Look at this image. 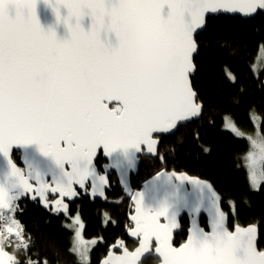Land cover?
I'll return each mask as SVG.
<instances>
[{"label":"snow or ice","instance_id":"obj_1","mask_svg":"<svg viewBox=\"0 0 264 264\" xmlns=\"http://www.w3.org/2000/svg\"><path fill=\"white\" fill-rule=\"evenodd\" d=\"M41 4L53 16L47 26L38 16ZM258 10L264 0H0V264H38L4 247L15 242L27 256L32 245L16 219L21 199L31 194L48 208L47 193H58L53 210L67 213L63 198H75L77 185L104 197L110 182L97 168L99 150L109 160L105 171L114 168L122 177L141 156L163 160L154 134L202 115L191 79L199 31L212 16L250 17ZM227 128L246 136L234 122ZM255 135L246 136L253 151L244 159L250 187L258 191L264 185L259 126ZM31 147L35 153L27 151ZM15 149L23 167L13 158ZM132 199L129 234L139 246L130 252L118 241L113 247L122 253L110 249L102 264H142L153 254V241L160 264H264L257 227L230 230L221 198L207 181L161 172ZM202 212L211 231L197 223ZM183 213L192 227L176 247L173 231ZM68 227L75 228L71 251L78 264H89L79 215Z\"/></svg>","mask_w":264,"mask_h":264},{"label":"trees","instance_id":"obj_2","mask_svg":"<svg viewBox=\"0 0 264 264\" xmlns=\"http://www.w3.org/2000/svg\"><path fill=\"white\" fill-rule=\"evenodd\" d=\"M196 39L199 54L194 57L196 71L191 79L203 104L202 115L179 127L173 135L159 137L158 154L164 159L141 158L129 184L138 190L142 182L162 170L183 172L207 181L221 198L229 228L237 224L255 225L259 246L264 248V185L258 191L250 187L241 160L249 149L247 140L222 129L223 116H229L239 130L253 135L254 115L264 135V52L259 56L260 68L256 73L253 71L264 46V10L250 20L209 18ZM231 77H235L234 82ZM13 158L19 165V154L14 152ZM102 162L101 157L96 161L98 170ZM109 180L105 203L81 195L68 206L69 214L78 211L80 215L83 238L98 241L89 251V264H101L108 248L117 241H123L128 250L135 247L125 235L128 200L123 197L115 176L111 175ZM19 209L16 219L23 225L25 235L30 236L32 245L27 256L23 250L17 251V259L24 261L30 257L38 264L45 260L48 264H78L71 253L72 233L64 225V212L57 213L51 207L41 209L36 201L28 199L19 202ZM200 225L205 228L203 217ZM186 229L187 220L182 218L175 246L184 241ZM142 264L157 261L149 257Z\"/></svg>","mask_w":264,"mask_h":264},{"label":"water","instance_id":"obj_3","mask_svg":"<svg viewBox=\"0 0 264 264\" xmlns=\"http://www.w3.org/2000/svg\"><path fill=\"white\" fill-rule=\"evenodd\" d=\"M262 11H263V10H258V12H257L256 14H254V15H252V16H250V17H245V16H243V15H241V14H234V15H224V14H222V15H217V16H225V17H228V18H240V19H243V20H250V19L255 18V17H256L259 13H261ZM38 16H39V18H40V20H41V23H42L43 25H45V26H47V25H49V24H51V23L53 22V16H52L51 11H50L49 9L45 8L43 4H41V5L38 7ZM213 17H215V16H212V17H210V18H213ZM202 31H203V30L199 31V34H200ZM199 34H198V35H199ZM198 35H197V36H198ZM197 36H196V37H197ZM195 56H196V55H195ZM195 56H194V57H195ZM198 119H199V118H198ZM198 119H195V120H198ZM181 126H185V125H178V127H177L176 129L172 130L170 133H167V134H154V138L158 139L157 152H158V148H159V146H160V139H159V137L171 136V135H173V134L176 132V130H177L179 127H181ZM27 151H28V152H31V153H35V148H34V147L28 148ZM14 152L19 154V165H18V166L23 167V163H22V153H21L20 149H15ZM14 152H13V153H14ZM100 157H101L102 160L105 161V163L101 166V170H100V171H101V174H106V175L108 176V179L111 177V175H114L115 178H116V181H117V183H118V186H119V188H120V190H121V192H122L123 197H124L126 200L129 201L130 207H129V213H128L127 217H126L127 229H126L125 235H126L127 239H128L131 243H133V244L135 245L134 249L129 250V251H130V252H131V251H134V250L139 246V241H138L137 238L132 237V236L129 234V226L134 227V222L131 220V216H132V215H135V201L132 199V196H133L136 192H139V191L144 190V186H145V184H146L147 182L153 180V178H154L155 176H157L159 173H161V172H168V173H171V172H175V171H166V170H162V171L158 172L157 174H155V175H154L152 178H150L149 180L145 181V182L141 185V187H140L138 190H133V189L131 188L130 184H129V180H130V177H131V176H134V175L137 173V168H138V165H139V163H140L141 158H154V157H152V156H148V155L141 156V158H140V160H139V162H138L137 168H136L134 171L129 172V173L127 174L126 177H122L121 174L119 173V171L116 170V169H114V168H108L107 171H105L106 166L109 164V160H108L106 157L103 156L102 150H99V151H98V157H97V160H98V158H100ZM97 160H96V161H97ZM176 173H177V175H179V174H185V173H183V172H176ZM186 175H187V174H186ZM188 176H189V175H188ZM190 177H192V178H198V177H195V176H190ZM49 179H50V178H49ZM198 179H200V178H198ZM201 180H202V179H201ZM109 182H110V180H109ZM75 187H76V190H77V192H78V195H77L75 198H68V197H64V198H63L64 203H66L67 205H68V204H72V203H74L75 201H77V200L79 199V194H80V193H82V194H86V196H87L91 201H98V202H100V203H105V202L107 201L106 193H108L109 190H110V187H107V188H106V192H105V196H104V197H101V196L93 197V196L91 195V189H90V188L87 190V192H85L84 190H81V189L79 188L78 185L75 186ZM185 187L188 188L189 190H191V186H190V185H187V184H186ZM47 195H48V198H52L53 201L56 200V199H60L58 193L53 194V193L49 192V193H47ZM26 199H28V200H33V199L31 198V194H29V196H27V197L21 199V201H22V200H26ZM21 201H20V202H21ZM34 201H36V202L38 203V205H39V207H40L41 209H46V208L44 207L43 203L40 202L39 198H37V199L34 200ZM53 201H52V202H53ZM52 202H49V207L54 208V204H53ZM49 207H48V208H49ZM221 209H222V208H221ZM226 215H227V214H226ZM183 217H185L186 220H187V229H186V237H185V239H184V241H183L182 243L186 242L187 237H188V235H189V230H190V228L192 227V219L187 215V213H183V214H181V216L179 217V227L176 228V229L173 231V245H174L175 235L180 231V220H181ZM201 217H203V218L205 219V228L202 227V226L200 225V218H201ZM227 217H228V215H227ZM161 222H163V219H162ZM197 223L200 225V227L204 228L205 231H211V226H210L209 217H208L207 213L202 212L201 215L197 218ZM247 226H249V225H247ZM234 227H235V225H233V226H232L231 228H229V229H230V230H234ZM244 227H246V226H244ZM182 243H181V244H182ZM114 245H116V244H114ZM179 245H180V244H179ZM179 245H178V246H179ZM174 246H175V245H174ZM178 246H176V247H178ZM154 247H155V241H153V254H152V255H148V254H146V257H145V258H142V262H143L144 260H146L147 258L151 257V258H153V259H155V260L157 261V264H160V258L158 257V255L154 254ZM110 249H111L113 252H116V254H118V255L122 253V249H119L118 247H113V245H112V246H110V247L108 248L107 253L105 254L103 260H104L105 258H107ZM103 260H102V261H103ZM102 261H101V264H102Z\"/></svg>","mask_w":264,"mask_h":264},{"label":"rangeland","instance_id":"obj_4","mask_svg":"<svg viewBox=\"0 0 264 264\" xmlns=\"http://www.w3.org/2000/svg\"><path fill=\"white\" fill-rule=\"evenodd\" d=\"M261 53H262V51L260 50L259 51V53H258V57L260 56L261 57ZM257 57V58H258ZM255 73L258 71V68H260V66H261V64H260V61L257 59V61H256V63H255ZM253 66V67H254ZM230 122H233L231 119H230V117L229 116H223V118H222V129L224 130V131H227V132H229L230 134H232L234 137H236L228 128H227V124L228 123H230ZM252 122H253V125H254V128H255V131H254V134L253 135H251V136H253V138H256V129H257V126H259V120L255 117V121L253 120V118H252ZM241 131V130H240ZM242 132V131H241ZM247 136V135H246ZM246 136L245 137H242V138H238V137H236V138H238V139H246L247 140V142H248V144H249V149H248V151L246 152V154L242 157V163H243V166H244V168H245V170L247 171V169H246V167H245V164H246V161H245V159H244V157L247 155V153L249 152V151H253V149H252V146H251V144H250V142L248 141V139L246 138ZM160 172V171H159ZM157 174V173H156ZM154 175H152L150 178H152ZM150 178H148V179H146L145 181H147V180H149ZM144 181V182H145ZM144 182H142L141 183V185L144 183ZM253 190V189H252ZM254 191V190H253ZM128 203H129V201H128ZM129 206H130V204H129ZM128 206V207H129ZM63 215H64V217H65V219H66V222L64 223V225H65V227L69 230V231H71V233H72V239H71V249H72V247H73V241H74V236H75V228L74 227H72V228H70V227H68L69 225H72L73 224V218H75L77 215H79V213H78V211H76L75 213H73V214H69V212H67V213H63ZM79 217H80V215H79ZM81 219V218H80ZM82 238H83V236H82ZM83 240L85 241V244H86V246L91 250L96 244H97V239H86V238H83ZM93 240H95L96 241V243L95 244H93L92 243V241ZM118 242V241H117ZM117 242L115 243V244H117ZM71 253H73L74 255H75V257L77 258V255H76V253H74V252H72L71 251ZM88 259H89V252H88ZM77 260H78V258H77Z\"/></svg>","mask_w":264,"mask_h":264},{"label":"built area","instance_id":"obj_5","mask_svg":"<svg viewBox=\"0 0 264 264\" xmlns=\"http://www.w3.org/2000/svg\"><path fill=\"white\" fill-rule=\"evenodd\" d=\"M4 247L6 251L11 252L12 254H15L17 251H19L15 249V242H13L12 247H8L6 244L4 245Z\"/></svg>","mask_w":264,"mask_h":264},{"label":"flooded vegetation","instance_id":"obj_6","mask_svg":"<svg viewBox=\"0 0 264 264\" xmlns=\"http://www.w3.org/2000/svg\"><path fill=\"white\" fill-rule=\"evenodd\" d=\"M103 162L105 163L104 160H103ZM103 162H102V165L104 164ZM100 170H101V169H100ZM81 195H83V196L85 195V196H86V194H82V193H80V194H79V199H80ZM86 197H87V196H86ZM79 199H78V200H79ZM48 200H49V202H52V201H53L52 198H48ZM78 200H77V201H78ZM72 204H73V203H72ZM70 205H71V204H68V206H70ZM49 208H50V207H49Z\"/></svg>","mask_w":264,"mask_h":264},{"label":"bare ground","instance_id":"obj_7","mask_svg":"<svg viewBox=\"0 0 264 264\" xmlns=\"http://www.w3.org/2000/svg\"><path fill=\"white\" fill-rule=\"evenodd\" d=\"M183 218H185V217H183Z\"/></svg>","mask_w":264,"mask_h":264}]
</instances>
